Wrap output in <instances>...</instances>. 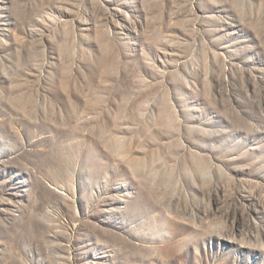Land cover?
<instances>
[{
    "label": "rangeland",
    "instance_id": "1",
    "mask_svg": "<svg viewBox=\"0 0 264 264\" xmlns=\"http://www.w3.org/2000/svg\"><path fill=\"white\" fill-rule=\"evenodd\" d=\"M0 264H264V0H0Z\"/></svg>",
    "mask_w": 264,
    "mask_h": 264
}]
</instances>
